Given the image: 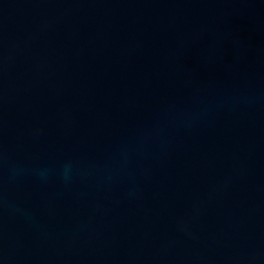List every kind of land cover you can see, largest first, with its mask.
I'll list each match as a JSON object with an SVG mask.
<instances>
[{"label": "water", "instance_id": "1", "mask_svg": "<svg viewBox=\"0 0 264 264\" xmlns=\"http://www.w3.org/2000/svg\"><path fill=\"white\" fill-rule=\"evenodd\" d=\"M0 264H264V0H0Z\"/></svg>", "mask_w": 264, "mask_h": 264}]
</instances>
